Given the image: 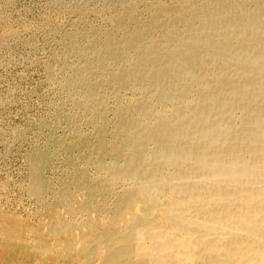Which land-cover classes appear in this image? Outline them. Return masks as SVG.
Masks as SVG:
<instances>
[{"label": "bare ground", "instance_id": "1", "mask_svg": "<svg viewBox=\"0 0 264 264\" xmlns=\"http://www.w3.org/2000/svg\"><path fill=\"white\" fill-rule=\"evenodd\" d=\"M16 1L0 70L43 86L0 76V263L264 264V0Z\"/></svg>", "mask_w": 264, "mask_h": 264}, {"label": "rangeland", "instance_id": "2", "mask_svg": "<svg viewBox=\"0 0 264 264\" xmlns=\"http://www.w3.org/2000/svg\"><path fill=\"white\" fill-rule=\"evenodd\" d=\"M39 0H17L15 2V8L17 9H22L24 8L26 5H28L29 7H33V5H35V3H38ZM23 2V3H22ZM24 5V6H23ZM11 67V66H10ZM16 68V69H15ZM23 70V71H22ZM22 71V73L24 72L26 74H28L27 78L24 79V81H19L18 77L16 78V75H19L20 72ZM42 72V70L39 68V66L33 65L30 67H25L23 68H19L18 66H12L9 73L8 74H4L1 70H0V76H6L7 80H11V82L16 81L17 83H21L24 87H26V89L28 91H31V95H30V99L34 100V98L36 99L38 94L41 92L42 89V82L40 81V73ZM14 78H16L17 80H14ZM9 83V84H10ZM10 86H8L9 88ZM2 93H5L7 90V87H5V89L1 88ZM22 108V102H16L13 105L9 106L7 108V110H12L14 113L17 112L19 109ZM5 111V110H4ZM3 111V112H4ZM5 119L7 120V122L3 123V121H1L3 119V115L2 118L0 119V128L1 131L3 132L5 129L4 126H12L11 128H15L14 131H8V136H10V139H12V137H17L18 134H20L21 129L23 126H26V122L24 123V118L21 115H16L15 117H12L11 119L8 117L7 114H5ZM9 118V119H8ZM1 139V138H0ZM17 139H14V142L12 141V144L10 145L9 142L6 140L5 143L4 140H0V169H2L1 167L3 166L5 170L0 171V200H1V196L4 194L3 191L5 190H9V192L7 194H14V196H12L11 198L17 197V195H19V197L23 196L24 194H26V188L22 187V184H25V177L27 176L26 173V168H25V162H24V157L21 154V150H19L18 145L16 144ZM21 148H25V147H21ZM4 199V198H3ZM6 202V207L4 206L3 202H1L0 204V209L1 210V214L3 215V219L5 221V215H7L8 211H3V206L9 210H15L16 212H21V207L18 206V204H16V201H9L8 199H4ZM8 216V215H7ZM0 232H2V228H0ZM3 244L5 246L6 244V238H4ZM7 240H11V239H7ZM0 264H4V263H0ZM8 264H14L11 262H9Z\"/></svg>", "mask_w": 264, "mask_h": 264}]
</instances>
